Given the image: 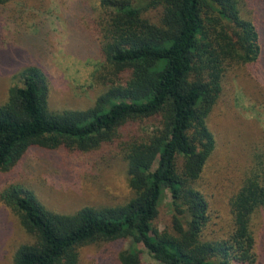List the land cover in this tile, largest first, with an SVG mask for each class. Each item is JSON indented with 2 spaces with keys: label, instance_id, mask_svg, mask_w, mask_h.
<instances>
[{
  "label": "trees",
  "instance_id": "trees-1",
  "mask_svg": "<svg viewBox=\"0 0 264 264\" xmlns=\"http://www.w3.org/2000/svg\"><path fill=\"white\" fill-rule=\"evenodd\" d=\"M12 0H0L1 4ZM260 0H87L76 9L93 25L104 86L87 108L49 106L46 69L30 63L0 103V170L34 147L92 152L121 147L133 197L124 204L84 206L74 213L46 208L22 183L0 192L34 241L14 264H80L83 247L129 240L120 264H254L253 218L264 209V165L246 169L230 198L232 228L209 235L210 212L198 185L217 139L209 116L228 75L260 63ZM160 9L157 20L149 13ZM257 71V70H256ZM154 118L146 132L128 126ZM170 195L171 223L154 224Z\"/></svg>",
  "mask_w": 264,
  "mask_h": 264
},
{
  "label": "rangeland",
  "instance_id": "rangeland-1",
  "mask_svg": "<svg viewBox=\"0 0 264 264\" xmlns=\"http://www.w3.org/2000/svg\"><path fill=\"white\" fill-rule=\"evenodd\" d=\"M87 0H12L0 3V103L8 98L23 66L37 63L49 74L51 109L87 108L104 86L93 76L101 62L97 36L76 9ZM261 17L260 63L228 75L225 90L209 116L217 146L198 181L209 201V235L225 237L232 228L230 198L244 171L264 165V0L256 5ZM157 20L160 9L149 13ZM257 70V71H256ZM154 118L128 126L129 132H146ZM29 187L48 209L71 214L84 206L124 204L134 192L128 184L127 160L121 147L96 151L31 148L9 171L0 170V192L7 185ZM170 195L160 204L154 224L171 223ZM254 264H264V209L253 218ZM19 216L0 198V264H14L18 248L33 242ZM129 240L103 241L81 250L80 264H120L119 252ZM144 259L160 264L142 245Z\"/></svg>",
  "mask_w": 264,
  "mask_h": 264
}]
</instances>
